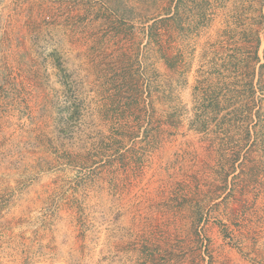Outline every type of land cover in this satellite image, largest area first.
Returning a JSON list of instances; mask_svg holds the SVG:
<instances>
[{"label":"rangeland","instance_id":"374dc122","mask_svg":"<svg viewBox=\"0 0 264 264\" xmlns=\"http://www.w3.org/2000/svg\"><path fill=\"white\" fill-rule=\"evenodd\" d=\"M0 264H264V0H0Z\"/></svg>","mask_w":264,"mask_h":264}]
</instances>
